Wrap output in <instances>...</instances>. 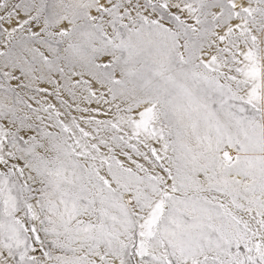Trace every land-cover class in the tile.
<instances>
[{
  "label": "rangeland",
  "instance_id": "rangeland-1",
  "mask_svg": "<svg viewBox=\"0 0 264 264\" xmlns=\"http://www.w3.org/2000/svg\"><path fill=\"white\" fill-rule=\"evenodd\" d=\"M0 264H264V0H0Z\"/></svg>",
  "mask_w": 264,
  "mask_h": 264
}]
</instances>
